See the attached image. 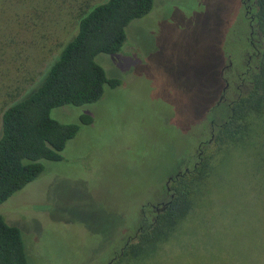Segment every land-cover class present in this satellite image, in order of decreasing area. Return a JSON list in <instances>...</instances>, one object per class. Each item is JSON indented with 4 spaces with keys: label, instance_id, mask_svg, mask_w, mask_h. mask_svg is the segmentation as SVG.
Masks as SVG:
<instances>
[{
    "label": "rangeland",
    "instance_id": "1",
    "mask_svg": "<svg viewBox=\"0 0 264 264\" xmlns=\"http://www.w3.org/2000/svg\"><path fill=\"white\" fill-rule=\"evenodd\" d=\"M102 1H57L49 14L15 17L0 0V47L14 42L0 48V113L37 83L76 33L80 11ZM242 1L153 0L126 27L119 53L95 58L119 86L106 85L93 104L51 111L59 124L78 125L77 134L61 161H42L41 175L0 204L28 264H116L141 225L162 213L154 208L173 199L168 178L204 159L210 174L192 185L193 206L173 236L149 257L118 264H264V128L248 146L214 143L219 117L255 68L247 73L254 51ZM262 30L257 23L253 36L261 52ZM225 79L230 89L219 102ZM84 115L91 124H81Z\"/></svg>",
    "mask_w": 264,
    "mask_h": 264
},
{
    "label": "trees",
    "instance_id": "2",
    "mask_svg": "<svg viewBox=\"0 0 264 264\" xmlns=\"http://www.w3.org/2000/svg\"><path fill=\"white\" fill-rule=\"evenodd\" d=\"M57 1L67 2L2 0L15 17L49 14ZM257 5L258 28L264 31V0H257ZM152 7L153 0H104L86 6L79 13L76 33L65 42L37 83L3 107L0 113V204L41 175L42 161L62 160L61 153L66 143L75 137L79 126L59 124L50 117L51 111L93 104L101 98L106 85L111 89L119 86L117 79L107 78L95 58L119 53L126 27L146 16ZM0 12L5 15L3 10ZM12 43H3L1 47L10 48ZM253 63L255 68L246 79L248 89L238 93L226 116L220 114L219 117L223 120L215 132L214 143L221 142L227 150L248 146L251 138L264 128V48ZM91 122L90 116L81 117V124ZM208 170H211L209 160L204 159L197 168L177 180L174 197L165 211L155 217L154 223L141 225L137 242L121 252L116 264L127 256L135 262L147 258L157 243L173 236L193 206L192 185L203 184L210 174ZM0 264H28L19 229L8 225L1 216Z\"/></svg>",
    "mask_w": 264,
    "mask_h": 264
},
{
    "label": "flooded vegetation",
    "instance_id": "3",
    "mask_svg": "<svg viewBox=\"0 0 264 264\" xmlns=\"http://www.w3.org/2000/svg\"><path fill=\"white\" fill-rule=\"evenodd\" d=\"M249 2L250 4L249 5H246V3ZM242 4L245 5L244 8H245V16H249V28H250V34H249V45L251 46V48L253 49V53L251 56L248 57V62H247V73L249 72V70L251 69V64L254 62L253 60L254 59H258V57L260 56V53L261 51L259 50L260 48V44L256 45L255 42L253 41V36H254V31H255V28L257 29V22H256V17H255V10H254V7H255V2L254 0H243L242 1ZM253 23H255L254 25H252ZM259 37H260V34L259 33H256ZM261 38V37H260ZM258 42V41H257ZM259 43V42H258ZM232 67V63L229 62V65L224 68V70L228 71L230 70ZM223 71V70H222ZM221 74L223 75V73L221 72ZM242 81V84H244V80H241ZM230 89V83L228 82V80H224V87L222 88V95L220 96L219 98V102L220 101H224V95L229 91ZM239 89V88H237ZM240 90V89H239ZM238 96V94H237ZM233 103V101L231 102V104ZM231 104H229L231 106ZM228 105V106H229ZM211 126H214V123L213 121H211ZM211 137H213V134L211 133ZM211 141V139H209L208 143ZM201 154V153H200ZM197 164L194 165V167L196 166ZM190 171L188 170V172H184V173H181L180 171L177 172L174 176H172L173 180L169 181V177L168 178V181L166 183V192L167 194L169 195V199H172L173 198V194L171 193V188H170V183H173L175 181H177L179 178H181L184 174H187L189 173ZM178 173H181L178 175ZM178 175V177H177ZM169 201L167 203H161V207L165 204H168ZM157 209V208H156ZM155 213H157L156 210H154ZM158 214V213H157ZM141 228V227H140ZM139 228V229H140Z\"/></svg>",
    "mask_w": 264,
    "mask_h": 264
},
{
    "label": "water",
    "instance_id": "4",
    "mask_svg": "<svg viewBox=\"0 0 264 264\" xmlns=\"http://www.w3.org/2000/svg\"><path fill=\"white\" fill-rule=\"evenodd\" d=\"M186 172H188V169H185V173ZM179 174H181V173H178V175ZM178 175H177V177H178ZM171 180H173V178L171 177V178H169V181H171ZM169 204V203H168ZM168 204H165V205H163L162 207H160V208H154V210H156L157 211V213H160V212H163V211H165V209L167 208V206H168Z\"/></svg>",
    "mask_w": 264,
    "mask_h": 264
}]
</instances>
